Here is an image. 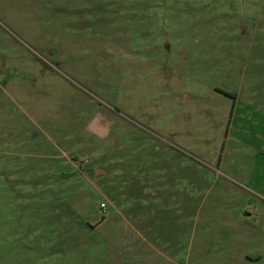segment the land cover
I'll list each match as a JSON object with an SVG mask.
<instances>
[{"label":"rangeland","instance_id":"rangeland-1","mask_svg":"<svg viewBox=\"0 0 264 264\" xmlns=\"http://www.w3.org/2000/svg\"><path fill=\"white\" fill-rule=\"evenodd\" d=\"M0 264H264V0H0Z\"/></svg>","mask_w":264,"mask_h":264},{"label":"water","instance_id":"water-1","mask_svg":"<svg viewBox=\"0 0 264 264\" xmlns=\"http://www.w3.org/2000/svg\"><path fill=\"white\" fill-rule=\"evenodd\" d=\"M88 128L89 130L100 136L106 135L109 131V125H107V120L101 119L99 115L90 122Z\"/></svg>","mask_w":264,"mask_h":264},{"label":"crops","instance_id":"crops-1","mask_svg":"<svg viewBox=\"0 0 264 264\" xmlns=\"http://www.w3.org/2000/svg\"><path fill=\"white\" fill-rule=\"evenodd\" d=\"M107 125H109V124L107 123ZM142 204L147 206L150 203H149V201H146V203H142ZM129 205L131 207L132 203H130ZM140 221L141 220L138 219V218H134L133 220H131L132 223H134V224H140L141 225L142 223ZM245 259L248 262H255V261L260 262L263 259V254H261L260 252L255 253V254H253V253H247V254H245Z\"/></svg>","mask_w":264,"mask_h":264},{"label":"built area","instance_id":"built-area-1","mask_svg":"<svg viewBox=\"0 0 264 264\" xmlns=\"http://www.w3.org/2000/svg\"><path fill=\"white\" fill-rule=\"evenodd\" d=\"M104 206V204H102V207Z\"/></svg>","mask_w":264,"mask_h":264}]
</instances>
